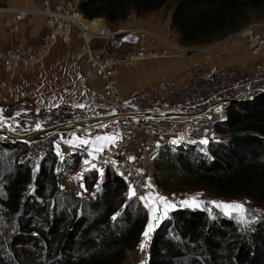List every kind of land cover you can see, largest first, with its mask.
Wrapping results in <instances>:
<instances>
[{
  "label": "trees",
  "instance_id": "16d2710c",
  "mask_svg": "<svg viewBox=\"0 0 264 264\" xmlns=\"http://www.w3.org/2000/svg\"><path fill=\"white\" fill-rule=\"evenodd\" d=\"M168 1L79 0L78 6L94 26L100 19L125 21L132 13L148 16ZM262 8L264 0H176L170 27L183 45L201 46L236 29L247 12ZM214 127L219 136L205 154L188 144L172 156L162 154L160 162L176 167L173 177L192 187L201 183L219 196H242L264 205V93L228 104L225 120ZM24 147L23 142L0 141V219L8 227H0V264H123L147 223L138 200L110 206L111 196L122 197L124 180L107 172L93 202L60 197L63 208H35L51 190L58 192L56 155L43 152L33 173L21 153ZM72 199L76 208H67ZM15 226L20 234L6 242ZM146 264H264V220L243 227L204 210L177 209L154 229Z\"/></svg>",
  "mask_w": 264,
  "mask_h": 264
},
{
  "label": "rangeland",
  "instance_id": "374dc122",
  "mask_svg": "<svg viewBox=\"0 0 264 264\" xmlns=\"http://www.w3.org/2000/svg\"><path fill=\"white\" fill-rule=\"evenodd\" d=\"M76 1L79 2V0ZM175 2L176 0H169L159 12L163 21L168 15L169 9L173 7ZM130 16L131 17H128L125 21L117 22L115 24H107L103 19L101 20L111 31L131 27L145 28L154 30L159 34L172 39L179 45H183L180 43L177 33L171 29L169 25L164 26L163 23H161L159 24L158 29L147 26H138L133 24L134 21L137 18L140 20L145 19L147 16L137 17L133 13L130 14ZM260 22H264V8L257 11L247 12V18L241 21L236 29L224 32L220 36L222 38L211 43L214 44L215 42H220L229 35L237 32L239 29L249 24ZM36 40L38 39L35 37L27 42H33ZM123 41L127 42L125 40ZM129 41H131V38ZM237 41L239 40L233 42ZM228 44L230 43L211 49L207 52H202V54L208 56L209 61H211L213 60V56L219 57L223 48ZM183 46L188 49L203 47V45ZM74 47V45H57L47 57L45 68L42 71L35 70L17 75L9 82L8 90L6 91V103L0 104V111L4 114L7 124L15 129V131H12L5 128L0 129V131H4L13 136L27 135L30 139H34V136L37 135L36 140H29L27 143H24L25 147L21 151V153L26 154L27 163L32 168L33 173H36L38 170L37 166L43 152L51 150L59 160L60 157L56 154V146L54 142H60V151L62 153L72 152L79 149L73 145L63 143L61 137L64 139H72L70 134L73 132L82 136L85 129H88L93 136L96 134L118 132L119 122L112 121L104 122L110 125L108 129H101L99 127L102 124L101 123L71 132L48 134V130H51L54 127L65 126L70 123H83L91 119H107L112 112L111 109L106 108L105 104L96 97L94 92L88 91L86 93L91 103H88L83 96L79 86L81 72L74 64L72 58L75 50ZM132 47L133 44L131 42H128L123 46L119 45V43L111 42L108 44L107 51L122 53L132 49ZM2 49L3 47L0 43V51ZM183 59L184 58L180 57L168 60ZM1 77L0 73V78ZM131 81L132 80H130V82ZM136 85L133 86L135 88L129 89L128 85L122 87L119 84L120 91L124 98L121 109L132 113H145L147 114L146 116L151 118L169 117L159 121L148 120L147 123L156 129H161L164 132L168 131L169 136H186L190 142V146H194V148L200 153L205 154V148L209 142L215 141L216 137L219 136V133L214 126L216 124H221V122L225 120V110L228 104L222 106L221 102L225 99H238L246 95H251L252 97L255 94L264 93V67H261L260 61L249 56L247 57V65L232 64L230 66H225L224 68H213L211 74L207 78L196 75L185 87L156 86L154 88H147ZM81 104L85 107H77V105ZM217 109L220 110L217 111ZM16 113H20V115L16 116ZM36 124H40L41 128L37 129ZM183 129L186 133L183 132ZM204 138H207L209 142L206 145H201L199 141ZM0 141H12V139L0 138ZM191 141L197 142L192 143ZM176 153L177 152L171 150L168 146L162 147L161 151L156 155L154 165L147 176V181L150 180L155 193H159L160 195L167 197L171 202L177 204V207L170 211L165 219L169 218L171 213L177 209L190 208L181 206L179 201L199 194L198 199L201 201V207L190 209L204 210L210 217L219 216L228 218L220 209L215 208L210 202H247V207L251 210L247 215V219L250 223L243 225L236 219L232 220L243 227L264 220V205L261 203H257L242 196L233 198L222 197L204 187L201 183L192 187L190 181H179L175 179L173 177V174L175 173L172 172L177 170V168L173 165L169 166V164H162L160 162V157L162 154L172 156ZM100 179L102 183L104 176ZM188 180L192 179L188 177ZM88 183H92V181H89ZM100 186L101 184L98 186L99 195L102 193ZM30 187V192L32 193L33 187ZM57 187L58 192L56 188L51 190L52 195L47 196L45 201L39 200V205L35 206V208H54V204L55 206L58 204L57 208H63L65 204H62L61 201H59L60 197L68 199L73 197L76 198L72 193H67L68 195L62 194L65 192L62 191L58 184ZM53 193L58 199H55ZM127 194L128 192L126 188L122 192L121 198L111 196L110 206H112V208H119L122 200L132 201L128 199ZM95 198L96 196L87 199L80 198V200L93 202ZM72 201L73 202H69L72 204L67 208H76V203H74L73 199ZM138 201L144 207V202L141 200ZM145 209L147 213H149L148 209ZM149 216L151 219L150 213ZM0 223V227L5 229L8 228L7 225H5V222L1 219ZM153 223L155 222L153 221ZM18 227L19 226H15V228H11L10 231L6 233V242H10L14 236L20 234ZM152 233L147 240H145L142 235L137 248L126 252V259L123 264H146ZM142 242L145 243L143 251L139 247Z\"/></svg>",
  "mask_w": 264,
  "mask_h": 264
},
{
  "label": "built area",
  "instance_id": "2783aa9c",
  "mask_svg": "<svg viewBox=\"0 0 264 264\" xmlns=\"http://www.w3.org/2000/svg\"><path fill=\"white\" fill-rule=\"evenodd\" d=\"M32 16L42 19V33L36 37L38 40L25 42L18 35L23 22ZM93 20L84 18L76 0H41L35 10L0 7V23L7 36L5 48L0 53V104L6 103L9 82L17 75L42 71L47 57L57 45L76 44L72 58L81 72L79 86L82 94L91 103L86 93L94 92L106 108L112 110L109 117L115 119L109 122H119L118 132L122 137L93 162L104 169V177L107 172H112L124 180L127 192L129 184H132L138 190V195H144L147 190L142 185L147 181L161 148L168 146L177 152L190 142L186 136H169L168 131L156 129L147 123L148 120L159 121L169 117L149 118L121 109L124 101L119 86L121 71L134 68L144 61L186 58L191 55L190 52H207L214 46L218 48L235 40L242 41L249 56L260 61L261 67H264V22L249 24L220 42L188 49L154 30L131 27L111 31L101 19L102 27H89ZM111 42L122 46L131 42L133 47L122 53H113L107 51ZM183 132L186 133L184 129ZM173 140L178 143L173 144ZM63 154L66 162L62 163L57 157L55 160L54 175L58 186L76 198H94L101 184V176L95 170L85 172L88 166L83 164V160L88 158L87 153L79 148Z\"/></svg>",
  "mask_w": 264,
  "mask_h": 264
},
{
  "label": "crops",
  "instance_id": "0c3cea01",
  "mask_svg": "<svg viewBox=\"0 0 264 264\" xmlns=\"http://www.w3.org/2000/svg\"><path fill=\"white\" fill-rule=\"evenodd\" d=\"M41 0H0V7L10 8H30L37 9ZM163 9V8H162ZM149 14L145 19L137 18L134 25L147 26L158 29L159 24L170 26V18L172 9H169L168 15L161 19L160 11ZM131 16H129L130 18ZM163 21V22H162ZM42 33V19L38 16H32L22 24L20 36L22 41H30L32 38L39 37ZM6 32L0 23V43L3 49L6 45ZM76 48V44H73ZM214 46L213 48H215ZM2 49V50H3ZM0 51V53L2 52ZM74 53V52H73ZM247 50L241 41L232 42L225 46L219 57L213 56V60L209 61L205 54H191L183 60H150L144 61L131 69H124L119 76V84L122 87L128 85L129 89H133L134 85L140 87L154 88L156 86H175L185 87L196 75L207 78L211 74L213 68H224L232 64L247 65ZM130 80H132L130 82ZM150 220L147 213V224ZM146 224V226H147Z\"/></svg>",
  "mask_w": 264,
  "mask_h": 264
},
{
  "label": "snow or ice",
  "instance_id": "6c2138e0",
  "mask_svg": "<svg viewBox=\"0 0 264 264\" xmlns=\"http://www.w3.org/2000/svg\"><path fill=\"white\" fill-rule=\"evenodd\" d=\"M79 108H84V105H77ZM220 109H217L219 111ZM114 114V113H113ZM20 113H16V116H19ZM150 118V117H149ZM101 129H108L110 127L107 123H102L99 126ZM9 129L15 131L11 127V125L7 124V120L4 117L2 111H0V129ZM36 128L40 129L41 125L36 124ZM72 139H64L61 137V140L65 144L73 145L76 148H83V150L87 153L86 159L83 160V164L88 166L85 168V172L90 170H95L99 172V175L103 177L104 169L102 167H98L97 163L93 162L98 160L99 156H101L107 149L115 146V143L118 139H121V135L119 132H109L105 134H96L92 135V133L85 129L83 135H77V133L73 132L70 134ZM181 140L183 137L180 138ZM75 141V143H74ZM192 143H196L197 141H191ZM208 139L204 138L199 141L201 145H206L208 143ZM56 146V154L60 157L61 162H66L64 154L60 151V142H54ZM173 144L178 143L177 140L172 141ZM129 159L134 160V157H130ZM103 163H110V161H103ZM38 167V166H37ZM141 174H143L141 172ZM123 175V174H122ZM83 187V185H81ZM142 187H144L147 191L144 195H138V190L134 187V185L129 184V192L127 194L129 200L138 199L144 202V207L148 209L151 219L146 226V230L143 232V236L145 240L150 238V234L154 231V228L159 225L160 221L165 219L168 216V213L174 210L177 207V204L171 202L167 197L160 195L159 193H155L153 190V185L149 181H146ZM199 194L197 196L184 199L179 201V204L184 207L190 208H200L201 201L198 199ZM215 208L220 209L221 212L231 219H236L239 223L243 225H247L250 221L247 219V215L250 213V209L247 207V202H210ZM118 215V214H117ZM113 219H116V215L113 216ZM153 221L155 223H153ZM140 249L143 251L145 248V243H141L139 245Z\"/></svg>",
  "mask_w": 264,
  "mask_h": 264
},
{
  "label": "water",
  "instance_id": "95a60500",
  "mask_svg": "<svg viewBox=\"0 0 264 264\" xmlns=\"http://www.w3.org/2000/svg\"><path fill=\"white\" fill-rule=\"evenodd\" d=\"M193 52H190V54H192ZM251 97V95H246L244 97L238 98V99H225L223 100L221 103L222 104H230L231 102H241V101H245L247 99H249ZM141 116H146L147 114L145 113H140ZM149 115V114H148ZM169 116V115H167ZM115 118L113 117H109L107 119H91L88 120L86 122L83 123H70L67 124L65 126H58V127H54L51 130H48V134H59V133H66V132H71L77 129H85L97 124H101L104 122H109L111 120H114ZM0 138L3 139H12L18 142H23V143H27L29 140H36L37 139V135L34 136V139H30L27 135L24 136H13V135H9L8 133L4 132V131H0Z\"/></svg>",
  "mask_w": 264,
  "mask_h": 264
},
{
  "label": "bare ground",
  "instance_id": "6f19581e",
  "mask_svg": "<svg viewBox=\"0 0 264 264\" xmlns=\"http://www.w3.org/2000/svg\"><path fill=\"white\" fill-rule=\"evenodd\" d=\"M93 21H94V20H93ZM93 21H91V22L89 23V25H91V24L93 23ZM94 26L102 27V24H101V25H94ZM89 27H93V26H89Z\"/></svg>",
  "mask_w": 264,
  "mask_h": 264
}]
</instances>
